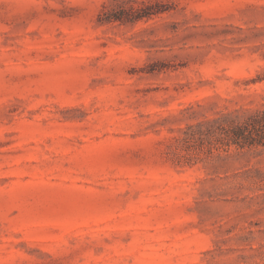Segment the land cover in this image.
Masks as SVG:
<instances>
[{
	"label": "rangeland",
	"instance_id": "obj_1",
	"mask_svg": "<svg viewBox=\"0 0 264 264\" xmlns=\"http://www.w3.org/2000/svg\"><path fill=\"white\" fill-rule=\"evenodd\" d=\"M258 113L264 0H0V264H264Z\"/></svg>",
	"mask_w": 264,
	"mask_h": 264
},
{
	"label": "trees",
	"instance_id": "obj_2",
	"mask_svg": "<svg viewBox=\"0 0 264 264\" xmlns=\"http://www.w3.org/2000/svg\"><path fill=\"white\" fill-rule=\"evenodd\" d=\"M259 124L264 127V113H258L246 122L233 127L220 126L218 141L226 147L233 145L240 149L253 147L256 144L264 146V130L256 128Z\"/></svg>",
	"mask_w": 264,
	"mask_h": 264
}]
</instances>
